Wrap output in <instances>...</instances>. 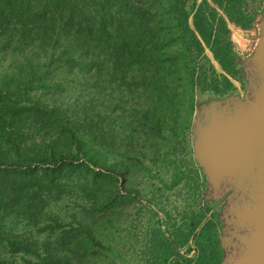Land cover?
<instances>
[{"label":"trees","instance_id":"1","mask_svg":"<svg viewBox=\"0 0 264 264\" xmlns=\"http://www.w3.org/2000/svg\"><path fill=\"white\" fill-rule=\"evenodd\" d=\"M188 1L0 0V250L34 257L0 264H108L102 252H112L116 231L150 212L142 264H221L211 202L176 223L144 211L139 192L167 149L147 143L194 116L197 60L207 49L238 77L229 24L247 30L256 20L248 0H207L196 10L193 0L199 38ZM205 77L214 90L233 89L227 77ZM72 191L87 202L80 215L42 221ZM17 226L47 239L20 236ZM189 243L193 258L181 254Z\"/></svg>","mask_w":264,"mask_h":264},{"label":"water","instance_id":"2","mask_svg":"<svg viewBox=\"0 0 264 264\" xmlns=\"http://www.w3.org/2000/svg\"><path fill=\"white\" fill-rule=\"evenodd\" d=\"M243 72L245 95L202 103L191 130L206 199L224 201L221 264H264V18Z\"/></svg>","mask_w":264,"mask_h":264},{"label":"rangeland","instance_id":"3","mask_svg":"<svg viewBox=\"0 0 264 264\" xmlns=\"http://www.w3.org/2000/svg\"><path fill=\"white\" fill-rule=\"evenodd\" d=\"M195 1L196 10L198 5L207 0ZM193 2V0L187 2V10L190 13V24L200 38L193 26V11L191 10ZM248 2L252 9L251 11H256L254 25L250 29L242 30L229 24L231 31L230 40L237 59L235 63L237 69H240L241 65H243L244 68V64L248 62L254 54L260 38V23L264 18V0H248ZM210 7L215 9L218 15L223 16L222 12L212 3H210ZM204 52L205 54H209V57H211L210 60L204 58ZM204 52L202 53V58L197 60L198 63H195L197 68L196 77L199 78L195 111L198 109L199 105L209 100L225 99L229 96L242 97L245 95L247 89V81L243 68L242 73L238 77H232L224 73L217 62L211 63L212 53L209 50L205 49ZM212 72L214 74H212ZM206 74H211L216 77H227L233 83V89L224 90L225 87L221 85L217 90H214L207 84L209 79L205 77ZM223 90L225 92L221 93ZM193 120L194 116L190 120H185L183 115V120L177 118L174 121H170L167 130H163L166 135L164 140L153 139L151 143H147L152 146V144L156 142L157 144L166 146L167 149L165 150L163 148L160 152L161 158H159L162 164L159 165L158 170H154L152 175H146L144 178L140 177L139 192L144 211L148 209L151 211L154 209L162 219L166 218V213H169L172 218L176 220V223L177 220H179L178 217L180 213L183 211H198L200 210L199 208H201V204L204 205L202 201H208L206 199V179L204 180L202 174L195 165L196 161L193 154V138L191 134ZM145 153L147 152L145 151ZM165 154H167V156ZM147 162L149 163V161ZM153 176H156V178H153ZM175 179L179 180V184L172 188H166L165 184L171 186V183ZM52 205V208L45 212L42 221L52 216L59 219L61 223L67 224L70 223L72 215H80L79 207L87 205V202L77 192L72 191L69 195L65 196L59 204L56 203ZM212 207H214V205ZM216 208L217 207H215V209ZM132 213L135 214V211ZM150 215L148 216V214H145L142 215L141 219L138 218L137 220L139 221L137 222L139 223L137 224L139 225H136L134 228H130V224L126 223L119 231H116L117 234L112 238L111 242V247H113L112 252L106 250L102 252L104 257L109 258L108 264H142L143 259L149 255L148 249L145 247L144 234L149 223H153L150 221L148 222V217H150ZM216 216L217 219L222 222V225L219 227L220 236L223 227L221 218L222 210L216 212ZM132 220L133 217H129L128 221ZM14 232L23 237H33V239L40 242L47 239L46 232H40L38 227L17 226ZM191 244L192 243H189V246L182 250L181 254L193 258L195 256L194 252L186 253V251L192 247ZM0 257L7 262H20L23 257L34 260V257H28L22 253L19 255H11L4 250H0Z\"/></svg>","mask_w":264,"mask_h":264},{"label":"flooded vegetation","instance_id":"4","mask_svg":"<svg viewBox=\"0 0 264 264\" xmlns=\"http://www.w3.org/2000/svg\"><path fill=\"white\" fill-rule=\"evenodd\" d=\"M209 202L213 203L215 212H219L220 210H222V208L224 206V201L223 200L222 201H218V202H213V201H209ZM215 207H217V208L215 209Z\"/></svg>","mask_w":264,"mask_h":264},{"label":"crops","instance_id":"5","mask_svg":"<svg viewBox=\"0 0 264 264\" xmlns=\"http://www.w3.org/2000/svg\"><path fill=\"white\" fill-rule=\"evenodd\" d=\"M206 58L208 59V60H210L211 59V57H209V54L208 53H206ZM216 61L213 59V56H212V61H211V63H215ZM216 68V67H215Z\"/></svg>","mask_w":264,"mask_h":264}]
</instances>
